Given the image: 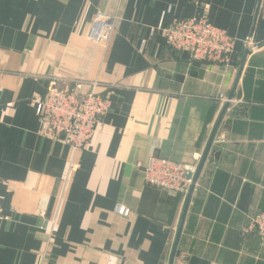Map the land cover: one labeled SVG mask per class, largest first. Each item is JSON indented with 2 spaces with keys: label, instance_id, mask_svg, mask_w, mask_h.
<instances>
[{
  "label": "crops",
  "instance_id": "crops-1",
  "mask_svg": "<svg viewBox=\"0 0 264 264\" xmlns=\"http://www.w3.org/2000/svg\"><path fill=\"white\" fill-rule=\"evenodd\" d=\"M175 18L224 29L229 64L168 47ZM51 77L103 84L85 150L38 132ZM152 155L195 166L189 198L144 181ZM0 208V264H264V0H0Z\"/></svg>",
  "mask_w": 264,
  "mask_h": 264
},
{
  "label": "built area",
  "instance_id": "built-area-1",
  "mask_svg": "<svg viewBox=\"0 0 264 264\" xmlns=\"http://www.w3.org/2000/svg\"><path fill=\"white\" fill-rule=\"evenodd\" d=\"M114 18L97 15L89 39L106 43L114 28ZM164 43L178 52H186L193 60L228 65L235 39L224 29L212 25L207 19H173L161 29ZM245 46L251 51L250 41ZM103 84L97 80L51 77L43 95L36 99L35 113L41 136L67 144L72 150H85L92 139L99 118L110 108L107 94L99 92ZM222 105L232 99L220 94ZM136 167L143 173L144 181L187 196L195 187L196 168L187 164L152 155L145 164ZM117 214L126 216L128 209L116 206ZM1 213V208H0ZM252 227L264 241V210L251 219Z\"/></svg>",
  "mask_w": 264,
  "mask_h": 264
},
{
  "label": "water",
  "instance_id": "water-1",
  "mask_svg": "<svg viewBox=\"0 0 264 264\" xmlns=\"http://www.w3.org/2000/svg\"><path fill=\"white\" fill-rule=\"evenodd\" d=\"M250 51H251L250 49H248L247 47H245L244 52H243V55H242V60H241V64H240V67H239V71H238V74H237L236 80H235V82H234L233 88H232V90L227 94V98H228V99H232V97H233L234 90H235V87H236L237 82H238L239 74H240L241 68H242V66H243V62H244V60H245L246 55L249 54ZM226 107H227V104L224 105L223 112H224V110L226 109ZM219 121H220V119L218 120L217 124L219 123ZM214 132H215V131H214ZM197 175H198V171H197L196 174H195V180H196V178H197ZM191 192H192V191L189 192V194H188V198H189ZM188 198H187V199H188ZM179 231H180V230H179Z\"/></svg>",
  "mask_w": 264,
  "mask_h": 264
}]
</instances>
